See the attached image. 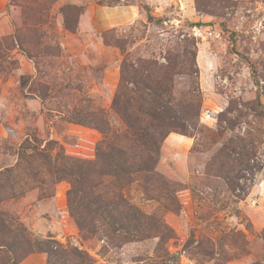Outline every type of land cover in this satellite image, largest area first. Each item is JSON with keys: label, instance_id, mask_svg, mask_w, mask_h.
<instances>
[{"label": "rangeland", "instance_id": "374dc122", "mask_svg": "<svg viewBox=\"0 0 264 264\" xmlns=\"http://www.w3.org/2000/svg\"><path fill=\"white\" fill-rule=\"evenodd\" d=\"M123 63L167 76L187 133L166 136L144 188L93 177L84 194L154 216L171 236L162 246L154 231L119 247L100 222L81 232L54 169L58 146L68 163L94 160L92 114L121 136ZM127 88L121 105L135 112ZM50 242L66 264L73 249L83 264H264V0H0V256L49 264Z\"/></svg>", "mask_w": 264, "mask_h": 264}, {"label": "trees", "instance_id": "16d2710c", "mask_svg": "<svg viewBox=\"0 0 264 264\" xmlns=\"http://www.w3.org/2000/svg\"><path fill=\"white\" fill-rule=\"evenodd\" d=\"M166 60L172 70L177 69L178 74H186L184 71H188L186 62L178 61L176 64L175 59L172 62L170 57ZM120 73L121 81L112 108L125 125L121 136L110 140L106 119L103 115L92 114L93 127L103 135L102 141L96 145L94 160L88 163L84 161L79 164L68 163L69 160L61 154V147L58 146L60 151L56 152L54 159L62 160V165L54 169L57 175H61L62 179L70 184L66 194L68 211L70 218L81 232L91 234L93 229L96 231V226L92 223L100 222L102 235L109 243L119 247L122 243L145 240L154 231V237L158 238V244L162 246L166 240L171 239V236L163 233L169 231H165L154 216H145L136 207L123 203V199L114 201V199L95 196L93 190H91L92 195L84 194L87 188L93 189L96 186L90 183L93 177H112L126 186L141 179L144 188L156 178L155 169L160 156V144L166 136L172 129H177L182 134L187 133L186 123L183 122L181 112H178L179 104L176 105L177 109L170 106L172 98L171 90L165 84L167 76L163 75L164 78L158 76V73L150 71L141 64L126 63L122 64ZM127 85H131L134 89L132 92L136 94L135 112H127L125 106L121 105V100L128 90ZM119 138L122 140H118ZM24 143H28V140ZM56 145L55 142H47L45 151L54 150ZM26 148V145H21L22 150ZM37 155L44 157L41 152ZM46 162L50 165L52 160ZM165 189H169V186ZM0 247L4 248V246ZM58 249L63 248L56 242H50L41 251L48 258L53 256L56 258L59 255L58 260L52 262L49 259V264L59 262L66 264L68 261L66 253ZM68 254L78 259L76 264L84 263L83 255L76 249ZM89 263L91 260H87L86 264ZM0 264L16 263L6 254L0 256Z\"/></svg>", "mask_w": 264, "mask_h": 264}]
</instances>
